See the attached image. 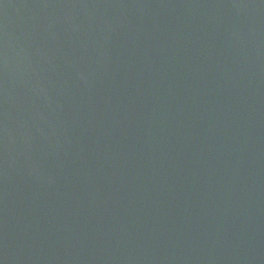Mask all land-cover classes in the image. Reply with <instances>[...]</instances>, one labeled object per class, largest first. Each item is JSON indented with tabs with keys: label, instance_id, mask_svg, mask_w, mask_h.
Returning a JSON list of instances; mask_svg holds the SVG:
<instances>
[{
	"label": "water",
	"instance_id": "water-1",
	"mask_svg": "<svg viewBox=\"0 0 264 264\" xmlns=\"http://www.w3.org/2000/svg\"><path fill=\"white\" fill-rule=\"evenodd\" d=\"M0 264H264V0H0Z\"/></svg>",
	"mask_w": 264,
	"mask_h": 264
}]
</instances>
